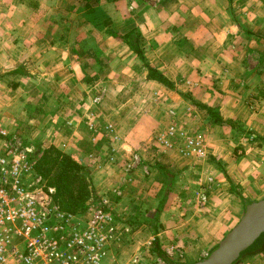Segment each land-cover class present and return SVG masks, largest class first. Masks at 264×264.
<instances>
[{
    "label": "crops",
    "instance_id": "crops-1",
    "mask_svg": "<svg viewBox=\"0 0 264 264\" xmlns=\"http://www.w3.org/2000/svg\"><path fill=\"white\" fill-rule=\"evenodd\" d=\"M252 1L232 3L244 10L238 23L261 36L264 13L258 22L250 20ZM228 8L227 0H101L86 13L77 0H0V126L70 155L124 224H131L138 210L139 216L152 212L153 222L130 237L129 253L120 250L121 264L149 245L146 238L154 232L168 264L200 261L238 223L245 206L264 198V44L255 43L262 65L251 68L244 44H237L250 33L241 32ZM134 32L145 60L177 89L186 86L194 100L147 79L142 62L115 36ZM153 92L163 95L153 99ZM195 103L217 110L230 123L206 127L208 116ZM135 104L143 108L136 122L130 120L137 118ZM170 109L182 125L189 122L190 133L203 128L222 133L217 138H224L223 144L208 142L213 156L204 164H192L174 144L156 143ZM193 112L203 115V123ZM106 123L117 131L116 140L101 127ZM244 132L254 139H244ZM133 155L139 163L125 175ZM172 175L203 187L211 176L205 206L198 207L190 192L172 191ZM114 187L122 188L120 196ZM263 246L264 235L254 248Z\"/></svg>",
    "mask_w": 264,
    "mask_h": 264
},
{
    "label": "built area",
    "instance_id": "built-area-1",
    "mask_svg": "<svg viewBox=\"0 0 264 264\" xmlns=\"http://www.w3.org/2000/svg\"><path fill=\"white\" fill-rule=\"evenodd\" d=\"M99 98L94 100L98 102ZM165 130L155 136L158 145L196 160H205L208 150L203 135L190 132L176 120V112ZM88 129L96 132L90 123ZM114 163V159L110 157ZM139 163L133 155L123 167L130 175ZM212 178L207 177V185ZM202 185V184H201ZM54 188L34 173L27 149L20 138H8L0 130V264H120L118 241L127 228L116 223L112 202L102 196L84 214L66 213L53 202ZM120 196L119 189L113 190ZM207 202L205 188L196 192V204ZM128 264H145L138 252Z\"/></svg>",
    "mask_w": 264,
    "mask_h": 264
},
{
    "label": "rangeland",
    "instance_id": "rangeland-1",
    "mask_svg": "<svg viewBox=\"0 0 264 264\" xmlns=\"http://www.w3.org/2000/svg\"><path fill=\"white\" fill-rule=\"evenodd\" d=\"M107 1V0H106ZM253 2V5H250V7H251V9H249L250 10V15H249V18H250V20H252V21H256V22H258L257 21V18L258 17H260V15H261V13L263 14L264 12L263 11H261V8H262V4H263V2H264V0H253L252 1ZM78 3V2H77ZM246 7H248V8H250L249 6H247L246 5ZM80 8H81V6H80ZM241 7H239V6H237V5H234L233 3L229 6V8H228V12H230V14H232V17H231V19L234 21L235 20V22H236V25L241 29V32H243V31H245V30H249V29H245L244 28V26H246V25H242V24H239L238 23V19H239V16H242V13H243V11L244 10H242V9H240ZM97 16H96V18L97 17H99L100 18V15H101V12L100 13H97L96 14ZM244 15V14H243ZM103 18V17H102ZM102 18H101V21H102ZM254 26V25H253ZM259 30H261L262 32H260V31H257L258 33H261L262 35L260 36V35H257V34H255V33H250V34H248V35H250L249 37H247V36H245L246 38L244 39L243 37L241 38V40H238L237 42V44H238V46L240 47V46H242V48H244L245 50H246V54H245V59L248 61L249 60V64L251 65L250 67L252 68L253 66H255L256 65V68H260L261 67V65H262V61L260 60V57H259V55H258V57H256V55H255V53H257L258 51V49H257V47L255 46V43H257V45L261 42V43H263L264 44V28H262V29H259ZM251 32H253V31H251ZM254 35V36H253ZM137 38L138 39H136V41L140 44V41H139V36H137ZM244 40V41H243ZM243 42V43H242ZM243 44H244V47H243ZM251 51H253V53L251 52ZM248 54V55H247ZM257 61V62H256ZM264 68V66H262V68L261 69H263ZM256 70H258V69H255L253 72H256ZM181 88V87H180ZM174 92H176V93H178V94H186V100H189V97H191L190 96V91H188V88L185 86L184 88H181V89H177V87H175V90H174ZM262 94V98L264 99V92L263 93H261ZM160 95H163V93H161V94H156L155 92H153V94H152V96H151V98H153V99H155V98H160L161 96ZM181 98V100H185V99H183L182 97H180ZM136 109H134V111H135V113H134V116H137V118H133V119H130V120H132V121H138V115L139 114H141V112H142V110H143V108H139V106L137 105V104H135V106H134ZM189 108H190V106H189ZM174 110V109H173ZM192 111V109L190 108V110L189 111H187L188 113L189 112H191ZM175 112H176V110H175ZM177 112H176V120H178V118H177ZM200 115H194V112L192 113V118L193 117H195V118H197V120L199 119V121L200 122H202V120H203V115H202V117H199ZM189 119L190 121L191 120H193V119ZM209 119V118H208ZM170 120H171V118H170ZM170 120L168 121V123L170 122ZM204 120L206 121V119L204 118ZM179 121V120H178ZM210 121V120H209ZM208 121V126L206 125V127H210V124H212V122L210 121L209 122ZM180 122V121H179ZM207 122V121H206ZM168 123H167V125H168ZM203 123V122H202ZM4 125V124H3ZM166 125V126H167ZM213 125V124H212ZM188 131L189 130H191V125L189 124V122H187L185 125H183ZM214 126V125H213ZM107 133H109V134H111L112 136H113V140H116V136H118V134H117V131H115L112 127H111V125H109L108 123H106L105 125H102L101 126ZM207 129V130H206ZM0 130H3L4 132H6V134H7V136H8V138H13V137H15V138H20V140L22 141V144H23V146L27 149V152H29L35 145L37 146H39V147H42L41 146V144H40V142H35V141H29L26 137H25V135H26V133H24L23 131H21L20 130V132H19V130H15L14 128H6L5 126H4V128L3 127H1L0 126ZM165 130V129H164ZM163 130V131H164ZM35 130H33L32 132H34ZM92 132V131H91ZM202 134L203 135V140H204V144L206 145V148H207V150H208V156H207V158L205 159V160H196V159H192V158H188L189 160L188 161H191V162H193L192 164H194L195 162H200V163H205V162H207V160H209V158H211L213 155H210V152H209V146H208V142L210 141V142H216V143H218V144H223L224 142H222V139H224V138H217V137H219V135H221L222 133L221 132H215V128H203L202 130H197V132H194L193 131V133H190V135H196V134ZM157 135V134H156ZM244 137V139H248V141H252V139H254V137H252V136H246V135H244L243 136ZM218 141V142H217ZM245 140H243V142H244ZM256 140H254L253 142H255ZM91 142H95V139L94 140H91ZM231 142V141H230ZM246 143H248V142H246ZM258 143V141H256V144ZM261 144V142H259V144L258 145H260ZM110 159V158H109ZM112 164H114V163H112ZM207 177H211V176H207ZM206 177V178H207ZM212 178V177H211ZM197 178H195V180H196ZM213 179V178H212ZM190 180V179H189ZM193 180V179H192ZM194 180V181H195ZM235 181H237L238 182V180L235 178L234 179ZM90 181H91V179H90ZM171 182L172 183H170L172 186V191H175V193H177V194H180L181 192H182V194L184 195V191H185V193L186 192H190V193H192V195L194 194V197L196 196V189H197V187H199V188H204L205 187V189L207 188V186H209V185H207V184H205L204 185V187L201 185L202 183H198V182H196V183H192V182H189V183H187V180L185 179V177H178V176H175V175H172V178H171ZM250 182V181H249ZM91 188L93 189V201H89V204L90 205H96V204H98V202H97V200L99 199V198H101L102 196H105V194H103V193H98V188H96L94 185H93V183H92V181H91ZM189 188L191 189V191H189ZM119 189L121 190L120 192L122 193V188L121 187H119ZM240 189H241V187H240ZM113 190H116V187H114L113 189H111V191L113 192ZM231 190H233V191H235V188H231ZM97 191V192H96ZM195 191V192H194ZM140 197H142V195H140ZM144 197H145V195H144ZM191 200L192 199H190V202H189V204H191L192 202V204H194V201H192L191 202ZM195 200H196V198H195ZM92 202V203H91ZM255 202H257V201H255ZM174 203V202H173ZM183 203H185V204H188V203H186V202H183ZM126 204V203H125ZM184 204V205H185ZM195 204H196V201H195ZM115 206V205H114ZM245 208H246V206H245ZM144 210V209H143ZM140 211V213H141V215H143V211L142 210H138L137 211V215H133V217H132V219H131V224H129V225H126V223L124 224V222H123V219H124V217L122 216V215H120L119 214V212L118 211H116L115 209L112 211V215L114 216V220H115V222L116 223H119V225H121L122 226V228H127L126 229V231L122 234V236H121V238L119 239V241H118V249L116 250V249H114V248H112L113 250H112V252H114V254H119L120 253V250H122L123 248H124V250H125V252L126 253H129V249H130V246H131V242H130V237H132L133 236V234L135 233V229L137 228V230H138V228L139 227H141V226H143V225H148V221H151V222H153V220H150V215H151V213H149L148 215H146V214H144V216H139L138 215V212ZM125 214H127L128 216H130L129 215V213H126L125 212ZM121 216V217H120ZM158 221H159V217H158ZM157 221V218H156V222H158ZM122 222V223H121ZM123 224V225H122ZM158 224V223H157ZM156 224V225H157ZM128 226V227H127ZM144 231H141V233H143ZM141 236V235H140ZM141 238V237H140ZM260 238L261 237H259V238H257L255 241H254V243L250 246L251 248V250L249 251V252H247V253H245L235 264H264V246L262 247V248H254V247H256L257 246V244H258V242H259V240H260ZM146 239H148V240H150V244L149 245H143L144 247H142V248H140V249H138V250H135L134 252H132L131 253V255L130 256H132L135 252H138L140 255H141V258H142V260H143V262L145 263V264H168V262H167V255L164 253V256H162V257H159V256H157V255H155L154 253H152L151 252V248H152V241L154 240V236H148V238H146ZM253 248V249H252ZM163 251V250H162ZM211 253V252H210ZM209 253V254H210ZM208 254V255H209ZM207 257V256H206ZM205 257V258H206ZM129 261V260H128ZM121 264V263H120ZM124 264H126V263H124ZM127 264H128V262H127Z\"/></svg>",
    "mask_w": 264,
    "mask_h": 264
},
{
    "label": "trees",
    "instance_id": "trees-1",
    "mask_svg": "<svg viewBox=\"0 0 264 264\" xmlns=\"http://www.w3.org/2000/svg\"><path fill=\"white\" fill-rule=\"evenodd\" d=\"M227 1L230 6L232 4V0ZM77 2L84 12L92 13L101 0H77ZM105 24H109V22H105ZM245 32L251 33L249 30H246ZM115 36L117 39L126 43L135 53L139 61L142 62L145 70L147 71V79L158 83L168 90H175L174 82L167 78L159 67L151 65L145 60L141 46L136 41V39H138L137 36H139L137 32L124 36ZM189 100L194 99L189 97ZM195 105L205 111L209 120L214 125L221 126L225 124L228 125L230 123L229 121L223 120L217 110L205 105L196 103ZM230 126L233 128L237 127L235 124H231ZM244 133L247 136L253 135L250 132ZM262 142H264V140H262ZM28 156L30 161L33 163L34 173L41 176L48 186L54 188L52 198L57 208L66 213L84 214L90 205L89 201H93L94 198L90 177L86 170H84L83 166L75 161L70 155L52 146L43 148L35 145L28 152ZM156 234L157 232H154L155 236L152 241L151 252L159 257H162L164 256V252L162 251L160 241ZM263 235L264 233L259 237H262ZM250 248L251 247L240 253L239 258L232 264H235L245 253L249 252Z\"/></svg>",
    "mask_w": 264,
    "mask_h": 264
},
{
    "label": "water",
    "instance_id": "water-1",
    "mask_svg": "<svg viewBox=\"0 0 264 264\" xmlns=\"http://www.w3.org/2000/svg\"><path fill=\"white\" fill-rule=\"evenodd\" d=\"M264 233V198L246 206L238 223L206 257L193 264H232Z\"/></svg>",
    "mask_w": 264,
    "mask_h": 264
}]
</instances>
